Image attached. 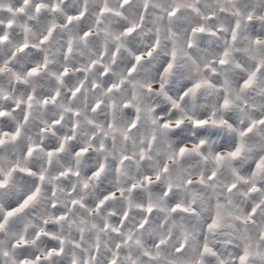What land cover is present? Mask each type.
I'll return each instance as SVG.
<instances>
[{
    "label": "clouds",
    "instance_id": "1",
    "mask_svg": "<svg viewBox=\"0 0 264 264\" xmlns=\"http://www.w3.org/2000/svg\"><path fill=\"white\" fill-rule=\"evenodd\" d=\"M0 264H264V0H0Z\"/></svg>",
    "mask_w": 264,
    "mask_h": 264
}]
</instances>
